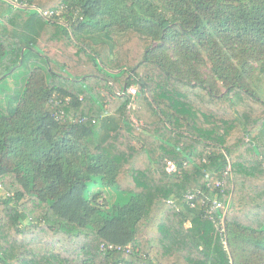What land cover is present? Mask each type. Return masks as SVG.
<instances>
[{"label": "trees", "instance_id": "1", "mask_svg": "<svg viewBox=\"0 0 264 264\" xmlns=\"http://www.w3.org/2000/svg\"><path fill=\"white\" fill-rule=\"evenodd\" d=\"M0 35V264H264V0H0ZM91 77L125 103L56 81Z\"/></svg>", "mask_w": 264, "mask_h": 264}, {"label": "rangeland", "instance_id": "2", "mask_svg": "<svg viewBox=\"0 0 264 264\" xmlns=\"http://www.w3.org/2000/svg\"><path fill=\"white\" fill-rule=\"evenodd\" d=\"M0 40L6 45L7 47V57L5 60L0 64V78H2L5 74H12V77L9 81L3 82L0 84V91L3 89L10 90L9 92H13L16 88H19L21 85L22 77L25 75L26 70L20 69L18 66L20 65V58L22 53V48L19 43V41L15 39H11L9 37H5L0 35ZM205 73H209L210 68L209 65L203 69ZM111 75H115L112 74ZM98 79V78H97ZM59 85H62L64 87H68L70 90H73L77 93H83L84 95H91L93 99H97L98 102L102 103V105H98L100 108H102L103 111L113 112L117 110L115 106L118 104H111L112 102L109 101L113 97H115V93H118L116 90L112 88L111 85L107 84L106 82L103 83V81H98L97 84L94 83L95 81L93 78H87L80 82H73V80H61L56 79ZM96 84V88L94 86ZM252 88L260 98L264 100V69L262 70L259 66L255 72L254 81L252 83ZM138 90V96L136 100L139 98V87L134 86ZM93 88H95V91L93 92ZM110 88V89H109ZM218 91L225 92L226 89L223 87L221 83H218L217 85ZM88 99L89 96H88ZM121 99V98H120ZM89 105V104H88ZM92 107L91 105H89ZM98 106L94 107L98 109ZM263 143H264V137H263ZM90 195H93L95 192H98L100 188L97 186H90ZM113 193L116 192V190L112 189ZM105 194L109 196L108 191H105Z\"/></svg>", "mask_w": 264, "mask_h": 264}, {"label": "built area", "instance_id": "3", "mask_svg": "<svg viewBox=\"0 0 264 264\" xmlns=\"http://www.w3.org/2000/svg\"><path fill=\"white\" fill-rule=\"evenodd\" d=\"M46 15H47V13H46ZM127 93L132 96V102L129 105V107L131 108V107H133L135 105V101H136V98L138 96V90L135 87L132 86L130 89H128ZM123 94H125V92H123ZM167 171L170 174L176 173V171H177L176 164L174 162H172V161H169L168 164H167ZM230 172H231V167L229 166L227 168V170L223 174V180H218L216 182V187L217 188H221L223 186L224 179L230 174ZM207 178L209 179L210 176L207 175ZM208 187H211V183H208ZM0 190H2V186H0ZM198 194H200V193H198ZM11 195L12 194H10V195L8 194V196H11ZM195 195L196 194L194 192H192V191H189L186 194V198L189 200V202H190L192 207H195V202L193 201L196 198ZM209 201L211 203V206L206 210V215L205 216L207 218L213 219V214L215 213L216 210L224 209V213H226L228 211L229 204L224 206L223 203L220 201L218 195H216L214 198H212ZM201 202H202L203 206H206V205L209 206L210 205V203H207L204 199H202ZM224 221H225V216H223L221 218V220H219L218 223H217L218 230L220 231L221 234L225 232Z\"/></svg>", "mask_w": 264, "mask_h": 264}, {"label": "crops", "instance_id": "4", "mask_svg": "<svg viewBox=\"0 0 264 264\" xmlns=\"http://www.w3.org/2000/svg\"><path fill=\"white\" fill-rule=\"evenodd\" d=\"M95 82L94 83H96L97 84V82L99 81V80H97V79H93ZM96 84H94V86L96 85ZM95 88H96V86H95ZM95 88H93V92L95 91ZM75 92V91H74ZM75 93H77V92H75ZM78 95H79V97L83 100V101H85L87 104H89V105H91V106H93V107H96L97 105L95 104V99H93V97L91 96V95H88L89 96V98L90 99H88V96L87 95H84L83 93H77ZM124 94L123 93H115V97H113L112 99H110L109 101H111L112 103L111 104H118V105H116L115 107L116 108H118V106H120V104L121 105H123L124 103H125V98L124 97H122ZM121 98V99H120ZM97 108V107H96ZM107 112H110V110H108Z\"/></svg>", "mask_w": 264, "mask_h": 264}, {"label": "water", "instance_id": "5", "mask_svg": "<svg viewBox=\"0 0 264 264\" xmlns=\"http://www.w3.org/2000/svg\"><path fill=\"white\" fill-rule=\"evenodd\" d=\"M24 54V50H22V55Z\"/></svg>", "mask_w": 264, "mask_h": 264}]
</instances>
